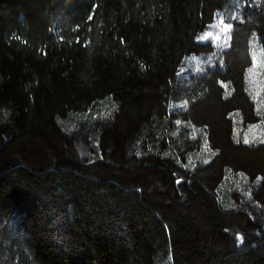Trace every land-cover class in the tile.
Listing matches in <instances>:
<instances>
[{"label":"trees","instance_id":"obj_1","mask_svg":"<svg viewBox=\"0 0 264 264\" xmlns=\"http://www.w3.org/2000/svg\"><path fill=\"white\" fill-rule=\"evenodd\" d=\"M253 47L264 0H0V264H264Z\"/></svg>","mask_w":264,"mask_h":264},{"label":"rangeland","instance_id":"obj_2","mask_svg":"<svg viewBox=\"0 0 264 264\" xmlns=\"http://www.w3.org/2000/svg\"><path fill=\"white\" fill-rule=\"evenodd\" d=\"M227 20L228 17L226 15L219 14L210 28L200 36L199 41L203 43L211 41L213 43L224 45L227 42L229 30ZM217 37H219V39H217ZM251 57L253 59V64L250 70V80L255 89L256 95L261 96L264 93V59L262 58V54L255 47L252 49ZM204 63L205 57L191 56L183 63L178 72V76L182 77L186 71L194 70L198 68V66H202ZM106 105L107 104L102 105L101 108L104 109L103 107ZM202 149L205 151L206 147L203 146ZM202 154H204V152ZM202 154L189 158L188 164L192 165Z\"/></svg>","mask_w":264,"mask_h":264},{"label":"snow or ice","instance_id":"obj_3","mask_svg":"<svg viewBox=\"0 0 264 264\" xmlns=\"http://www.w3.org/2000/svg\"><path fill=\"white\" fill-rule=\"evenodd\" d=\"M217 39H219V37H217ZM244 143H249V141L247 139H245Z\"/></svg>","mask_w":264,"mask_h":264}]
</instances>
